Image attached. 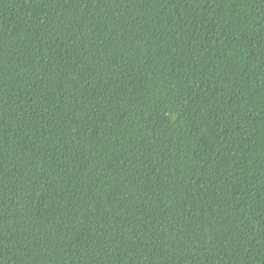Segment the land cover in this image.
I'll return each mask as SVG.
<instances>
[{
	"label": "trees",
	"instance_id": "trees-1",
	"mask_svg": "<svg viewBox=\"0 0 264 264\" xmlns=\"http://www.w3.org/2000/svg\"><path fill=\"white\" fill-rule=\"evenodd\" d=\"M0 264H264V0H0Z\"/></svg>",
	"mask_w": 264,
	"mask_h": 264
}]
</instances>
